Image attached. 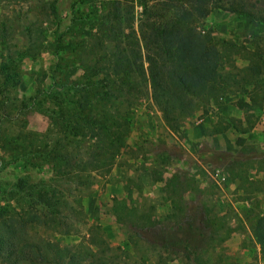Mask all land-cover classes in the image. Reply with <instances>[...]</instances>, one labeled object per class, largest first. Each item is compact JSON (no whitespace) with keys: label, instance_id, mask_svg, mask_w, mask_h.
<instances>
[{"label":"rangeland","instance_id":"obj_1","mask_svg":"<svg viewBox=\"0 0 264 264\" xmlns=\"http://www.w3.org/2000/svg\"><path fill=\"white\" fill-rule=\"evenodd\" d=\"M119 1V21L109 17L113 0L0 4V216L33 240L61 247L86 245L91 227L99 226L114 264H191L170 249L134 242L111 213L113 200H123L173 229L177 215L182 224L192 215L212 220L204 227L211 237L197 250L199 264H261L251 225L264 217V0H210L195 25L224 54L225 91L214 100L198 98L174 129L146 81L130 91L114 84L106 53L115 52V43L102 35L113 29L118 41L132 27L138 36L144 3L162 16L150 15L157 26L174 14L162 12L156 0ZM250 62L261 67L257 76L246 69ZM239 100L248 105L237 108ZM212 105L228 114L215 125L230 127L217 140L224 150L213 149L212 140L192 149L183 142L186 119ZM113 121L124 143L115 154ZM53 151L67 156L57 163L60 172L44 163ZM94 157L105 166L90 171ZM215 169L224 171V183L211 178ZM172 175L194 181L182 201L175 197L180 211L166 199ZM19 182L32 193L44 182L59 202L54 213L18 191Z\"/></svg>","mask_w":264,"mask_h":264},{"label":"trees","instance_id":"obj_2","mask_svg":"<svg viewBox=\"0 0 264 264\" xmlns=\"http://www.w3.org/2000/svg\"><path fill=\"white\" fill-rule=\"evenodd\" d=\"M21 1L23 0H0V4H13ZM156 1H159L158 5L162 12H171L174 16L157 26L154 22H149V17L152 15L155 19L162 16L157 14L158 9L148 7L144 3L142 5L144 18L138 26V36L132 27L122 39L118 38V41L113 29H110L108 34L104 31L101 34L115 43V52L106 53L110 74L116 79L114 84H118L120 91L126 88L130 91L139 88L137 81H146L151 89L153 103L160 111L164 122L167 127L174 129L179 119L188 117L195 111V101L198 98L208 97L214 100L222 97L225 91L221 74L224 54L212 44L210 35L201 34L195 25L199 19L207 16L210 0ZM111 7L112 14L109 17L119 21L121 18L120 1L113 0ZM172 8L174 10H171ZM11 64V61L8 62L3 70H8ZM246 69L253 76H257L261 71V67L251 62ZM247 105L241 100L237 102L239 109ZM111 127L110 140L118 142L117 146H113V154H115L124 146V143L121 135H118L119 124L113 121ZM229 128L228 125L215 126L212 132L220 134ZM94 136L98 140V135L94 134ZM238 141L243 142L244 140ZM34 153L37 155L42 152L35 150ZM45 156L47 159L44 163L51 165L55 172H60L59 168H56L57 163H66L67 156L60 151L49 152ZM88 164L91 167L90 171L105 166L97 157H94V160L90 159ZM84 170L79 169L78 171L83 172ZM193 184L192 179L176 175H172L171 180L164 184L165 189L169 188L166 199L172 209L180 211L176 209L175 197L182 201L183 194L189 191ZM17 187L18 191L28 193V197L32 198L36 205L43 207L50 214L54 213L59 204L54 200V192L45 188L44 182L35 193L31 192L32 189L26 183L19 182ZM111 213L115 222L124 226L131 234L134 242L141 241L160 250L170 249L173 253L183 255L184 259L191 264H199L196 261L197 250L211 237V233H205L204 227L207 228L209 223L213 225V221L210 219L200 221L197 215L188 217L184 224L179 222L180 215L174 216L176 229H173L167 227L163 221L155 220L151 215L139 213L136 208L127 206L123 200H113ZM0 218V264H114L104 250L110 251L112 248L105 241L99 226L91 227L86 245L61 247L47 241L33 240L26 233L24 234L23 229L19 230L11 222L3 219L2 215ZM30 218L42 223L41 217L37 214H31ZM49 221L46 220V222ZM201 225H203L202 228ZM251 234L253 243L258 246L261 260L264 262L263 216L254 218Z\"/></svg>","mask_w":264,"mask_h":264},{"label":"crops","instance_id":"obj_3","mask_svg":"<svg viewBox=\"0 0 264 264\" xmlns=\"http://www.w3.org/2000/svg\"><path fill=\"white\" fill-rule=\"evenodd\" d=\"M235 107H232L234 109ZM225 106H214L206 110H201L195 113V117H190L186 119L185 126L182 129V133L185 136L183 142L187 143V146L192 149L199 147L203 142L212 140L213 149L222 151L224 150L222 146L217 145V140L224 138V132L220 134H215L212 132L213 128L217 124V116L228 115L225 111ZM236 109V108H235ZM235 111V110H234ZM200 113V114H199ZM219 113V114H218ZM217 114V115H216ZM194 116V115H193ZM206 122L204 123V120ZM205 130V132H204ZM228 129L225 132H228ZM209 131V133H207ZM207 133V134H205ZM187 141V142H186ZM189 144V145H188ZM190 151V150H189ZM222 170V169H220ZM222 172H224L222 170ZM257 249L259 250L258 246ZM261 264L264 262L261 260Z\"/></svg>","mask_w":264,"mask_h":264},{"label":"built area","instance_id":"obj_4","mask_svg":"<svg viewBox=\"0 0 264 264\" xmlns=\"http://www.w3.org/2000/svg\"><path fill=\"white\" fill-rule=\"evenodd\" d=\"M211 178L219 185L220 183H224L226 180V175L220 169H215L213 174H211Z\"/></svg>","mask_w":264,"mask_h":264}]
</instances>
